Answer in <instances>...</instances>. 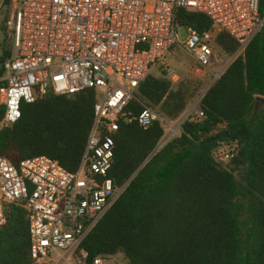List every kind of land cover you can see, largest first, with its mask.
<instances>
[{
	"label": "trees",
	"instance_id": "1",
	"mask_svg": "<svg viewBox=\"0 0 264 264\" xmlns=\"http://www.w3.org/2000/svg\"><path fill=\"white\" fill-rule=\"evenodd\" d=\"M259 17L264 20V0ZM176 18L200 33L211 27L200 13L180 9ZM215 45L228 56L240 46L226 33L217 35ZM8 57L3 49L0 77ZM196 93L190 80L174 88L164 74L149 75L128 110L138 115L143 104L175 120ZM95 101L96 93L85 90L23 103L20 119L0 127V157L18 165L46 156L75 172ZM200 107L204 120L186 121L180 137L152 156L163 136L158 123L146 130L136 122L120 127L109 178L124 189L81 245L89 261L121 254L127 264H264V26L202 96ZM2 116L0 106V122ZM225 132L228 139L213 140ZM231 143L238 144L236 156L222 165L213 152ZM5 218L0 264H30L25 209L8 205Z\"/></svg>",
	"mask_w": 264,
	"mask_h": 264
},
{
	"label": "built area",
	"instance_id": "2",
	"mask_svg": "<svg viewBox=\"0 0 264 264\" xmlns=\"http://www.w3.org/2000/svg\"><path fill=\"white\" fill-rule=\"evenodd\" d=\"M10 1L13 18L5 28L12 46L0 77V127L20 119L23 103L33 104L48 94L92 90L96 101L75 172L46 156L18 165L0 157V228L6 223V207L19 204L26 211L30 264H112L103 256L89 261L81 245L124 189H117L109 178L120 127L136 122L146 130L158 123L163 136L155 154L180 137L186 121L200 123L205 117L200 107L205 92L175 120L141 103L143 109L135 115L128 107L139 85L164 65L175 45L198 69L208 70L220 33L240 44L231 63L264 26L259 0ZM180 9L205 15L210 29L200 33L184 27L187 38L180 43L176 38ZM223 72L214 75L209 87ZM166 77L172 84L178 79L171 70ZM237 150V143L222 144L213 157L229 163Z\"/></svg>",
	"mask_w": 264,
	"mask_h": 264
},
{
	"label": "rangeland",
	"instance_id": "3",
	"mask_svg": "<svg viewBox=\"0 0 264 264\" xmlns=\"http://www.w3.org/2000/svg\"><path fill=\"white\" fill-rule=\"evenodd\" d=\"M2 2L3 0H0V55L2 54L3 49L9 51L12 46V42L6 37L5 23L13 18L14 12V5H11V1L8 5H2ZM176 38L180 43L183 42L187 38V30L182 26L177 27ZM230 59L231 56L225 55L217 49L212 67L208 70H200L197 68L194 61L186 55L182 47L180 45H175L166 58L164 65L153 70L151 75L158 77L164 74L167 76L168 70H171L178 78L177 81L173 83L174 88H176L180 82L190 80L193 85L197 87V93L193 99L194 101L208 89L214 79V75L217 73L220 74L228 67ZM221 164L226 165L228 163ZM109 259L112 264H127V261L121 254L110 257Z\"/></svg>",
	"mask_w": 264,
	"mask_h": 264
},
{
	"label": "water",
	"instance_id": "4",
	"mask_svg": "<svg viewBox=\"0 0 264 264\" xmlns=\"http://www.w3.org/2000/svg\"><path fill=\"white\" fill-rule=\"evenodd\" d=\"M209 88H210V87H209ZM209 88H208V89H209ZM208 89L205 91V93L208 91ZM205 93H204V94H205ZM229 136H230L229 133H228V132H225V133H223L222 135L216 136L215 138H213V140H216V141H222V140H226V139H228ZM152 155H154V154L152 153L151 156H152ZM151 156H150V157H151ZM150 157H149V158H150ZM149 158H148V159H149Z\"/></svg>",
	"mask_w": 264,
	"mask_h": 264
}]
</instances>
